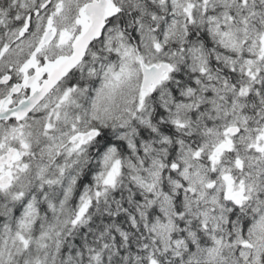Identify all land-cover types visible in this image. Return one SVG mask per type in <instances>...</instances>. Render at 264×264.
<instances>
[{
  "label": "snow or ice",
  "instance_id": "1",
  "mask_svg": "<svg viewBox=\"0 0 264 264\" xmlns=\"http://www.w3.org/2000/svg\"><path fill=\"white\" fill-rule=\"evenodd\" d=\"M0 264H264V0H0Z\"/></svg>",
  "mask_w": 264,
  "mask_h": 264
}]
</instances>
